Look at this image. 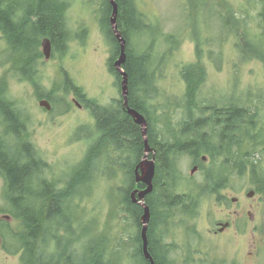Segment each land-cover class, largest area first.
<instances>
[{
    "label": "trees",
    "instance_id": "trees-1",
    "mask_svg": "<svg viewBox=\"0 0 264 264\" xmlns=\"http://www.w3.org/2000/svg\"><path fill=\"white\" fill-rule=\"evenodd\" d=\"M83 1L90 7L95 3L98 5L97 20L111 47L109 69L116 77V86L121 93V76L115 68L121 48L111 25L113 4L111 0ZM139 1L115 0L119 7L117 21L127 40L124 69L129 76V103L147 119L149 143L157 157L154 190L146 198L151 210L149 249L156 264H174L172 248L165 242L170 227L174 222L182 225L196 209V204H192L194 196L187 197L188 203L183 202V196L176 191L174 179L179 173L178 160L189 156L200 163L207 187L204 190L217 200L219 197L223 199V190L233 189L236 181L243 182L247 177L257 188V193L264 194V162L257 156L259 146H263L258 139L264 128H257V119L261 118L257 109L235 103L219 106L203 94L209 75L201 62L182 70L186 91L176 106L185 109L189 116L177 125L172 123L167 114L171 109L170 98L164 96L161 85L165 66L178 47L179 37L147 20ZM71 3V0H0V33L9 46L6 62L12 65L14 77L26 76L39 89L36 77L44 57L42 41L50 38L54 53L64 56L71 43L83 37L82 30L74 32L69 25L67 11ZM188 3L194 11L205 9L201 20L206 13L208 17L212 12L213 19L227 31V37L215 42L229 37L231 21H237L234 15L231 18L224 15L210 0H188ZM187 15L190 23L194 14ZM194 18L199 21L197 16ZM260 18L261 35L251 40L253 45L248 43V48L264 62V13ZM218 58L221 61V54ZM246 59L248 57L243 53L240 62L245 63ZM66 84V90L73 87L75 94L85 98L83 90L68 77ZM158 101L165 102L158 104ZM87 108L94 116L96 131H90L86 136L93 139L87 155L76 167L74 178L66 181L63 188L46 178L50 165L37 158L27 133L23 138L16 127L17 138L22 136L18 146H11L7 151L0 146V173L8 180L7 189L16 191L14 197L8 196L6 200L7 212L22 223L21 231H16L12 240L18 248L16 253L21 254V264H119L129 247L134 249L132 258L135 264H150L143 252L140 233L145 210L131 197L136 187L147 188L143 183L136 186L135 176L146 151L142 129L124 109L122 96L110 105L87 102ZM155 116H158V124H164V133L157 132L153 121ZM104 156H108L115 167L114 174L119 170L126 176L125 186L119 188L120 205L131 215L139 231L130 243L118 239L113 250L110 249V240L99 234L98 222L92 227V222L81 221L78 217L71 220L65 214L77 210L73 205L80 199L77 200V194H74L75 188L79 182H88L90 187L94 165ZM202 156L208 157L209 164L202 162ZM39 187L43 188L40 193ZM225 201L226 198L222 202ZM61 229L67 232L68 240L60 234ZM40 236L42 246H39ZM51 237L56 241L55 249L51 247ZM80 243L83 249L81 258L75 249Z\"/></svg>",
    "mask_w": 264,
    "mask_h": 264
},
{
    "label": "rangeland",
    "instance_id": "rangeland-1",
    "mask_svg": "<svg viewBox=\"0 0 264 264\" xmlns=\"http://www.w3.org/2000/svg\"><path fill=\"white\" fill-rule=\"evenodd\" d=\"M71 1L67 11L69 25L74 32L82 30L83 37L74 40L64 56L53 51L49 61L43 57L36 77L39 89L31 82H20L19 77L13 76L12 65L6 62L9 46L0 33V79L8 80V95L25 118L23 138L27 133L37 158L50 165L46 174L48 181L58 183L62 188L66 186V181L74 178L75 169L87 155L93 139L89 140L86 136L90 131H96L93 128L95 119L87 108V101L110 105L121 98L116 77L109 69L111 47L97 20V3L90 7L83 0ZM139 2L147 20L159 24L166 33H176L179 37L178 47L165 66L161 85L164 96L170 98L171 109L167 114L172 123L177 125L189 116L185 109L176 106L186 91L182 70L201 62L209 75L203 94L219 106L235 103L257 109L261 117L257 119V128L262 130L264 62L248 48V43L253 45L251 40L261 35L260 15L264 13V0H210L224 15L229 18L234 15L237 20L231 21L229 37L222 42L215 41L228 34L219 21L213 19L212 12L208 17L206 13L201 20L205 9L192 10L188 0ZM187 13H193L199 21L193 17L188 23ZM243 53L248 57L245 63L240 62ZM220 54L221 61L218 58ZM67 77L84 92L85 98L78 101L81 107L74 104L73 87L66 90ZM39 92L41 96H51V111L40 106ZM164 102L158 101V104ZM157 119L158 116L153 117L156 130L164 133V124H158ZM11 140L14 146H18L16 135H12ZM258 140L263 146H259L257 156L264 162V130ZM107 158L104 156L94 165L90 187L88 182L77 184L74 194L83 197L76 195L77 200L80 199L73 205L77 210L65 214L71 220L78 217L81 221L92 222V227H96L98 222L99 234L110 240V249L113 250L118 239L123 238L130 243L139 231L131 215L124 212V206L120 205L119 188L125 186L126 176L119 170L114 174L115 167ZM196 165L198 163L189 156L179 159L176 164L179 169L174 179L176 191L183 196V202H187L188 196H194L196 209L182 225L174 222L170 227L171 232L165 242L172 248L171 260L174 264H264V194L257 193V188L247 177L243 182L236 181L233 189L222 191V195L228 198V203L224 204V197L217 200L204 190V187L207 189L205 174L199 168L192 175ZM1 184L0 179V191ZM38 190L42 192L43 188ZM251 190L255 191V195L249 198L247 195ZM235 198L238 201L233 203ZM2 200L0 198V209H7ZM227 222L231 226L220 233L218 225ZM12 226L17 232L22 229L19 220ZM75 249L81 258L82 244ZM133 253L134 249L129 247L119 264H135ZM6 258L1 254L0 263L20 264L18 258Z\"/></svg>",
    "mask_w": 264,
    "mask_h": 264
},
{
    "label": "water",
    "instance_id": "water-1",
    "mask_svg": "<svg viewBox=\"0 0 264 264\" xmlns=\"http://www.w3.org/2000/svg\"><path fill=\"white\" fill-rule=\"evenodd\" d=\"M113 4V17L111 19V25L115 32V35L119 41L121 52L118 60L115 62V68L119 75L121 76V96L124 102V108L129 115H131L136 124H138L143 133V137L145 140L146 145V155L141 161V163L137 166L135 176H136V183H143L147 186L146 189L143 190H134L131 194L132 201L136 204L142 206L145 210V213L142 217V243H143V252L147 260H149L150 264H156L155 260L150 252L149 249V238H148V231H149V224L151 221V210L150 207L146 204V198L150 195L154 190V179L156 176L157 171V164H156V152L151 148L149 143L148 137V121L140 112L136 109L132 108L129 103V76L124 69V65L127 61V40L123 37L122 32L118 26V14H119V7L115 0H111ZM42 52L45 56V59L49 61L52 58L53 54V45L50 38H45L42 41ZM41 107H45L48 111L52 109V105L47 100H43L40 102ZM153 153V159L150 158V154ZM206 159V158H204ZM198 170V167H194L191 171L194 174ZM255 195V191L251 190L248 193V197L252 198ZM236 201V199L234 200ZM222 229L220 230L223 232L229 224H221Z\"/></svg>",
    "mask_w": 264,
    "mask_h": 264
},
{
    "label": "flooded vegetation",
    "instance_id": "flooded-vegetation-1",
    "mask_svg": "<svg viewBox=\"0 0 264 264\" xmlns=\"http://www.w3.org/2000/svg\"><path fill=\"white\" fill-rule=\"evenodd\" d=\"M26 81L32 83V81H30L26 76H23L22 78H20V82H26ZM0 86L2 87V89L0 90V101H1L0 102V146L2 149L4 148L7 151L8 149L10 150L11 146L15 145V144H13L11 138H12V135H16V133H15L16 127H17V130L20 133V135H22L24 137L25 118L23 116L22 111L18 107L15 106L14 101H12L10 96L8 95V80L7 79H0ZM48 96L49 95L41 96V94L39 92L40 102L43 100H47L48 102H50V104L52 105V108H53L51 98H49ZM74 97H75L73 99L74 104H77L78 107H81V105L78 104L80 97L77 94H74ZM81 99H83V98H81ZM10 109H11V111H10ZM22 136H20L19 141L22 138ZM150 158L153 159V153L150 154ZM204 158H206V159H204ZM207 158H208L207 156H204V157L202 156V158H201L202 162L206 163L208 161ZM156 164H157V157H156ZM196 167H198L200 169V163H198V165H196ZM0 179L2 182L1 191H0V198L3 199L2 204L7 207V201L6 200H7L8 196L14 197L16 195L15 194L16 191L10 192L7 189L6 185L8 183V180L1 173H0ZM136 186H138V183ZM138 189H140V188L136 187L134 190H138ZM223 197L226 198L225 203L224 202L223 203L227 204L228 203L227 196L223 195ZM235 199H236V201H234ZM235 199H233V203H236L238 201L237 198H235ZM192 204H193V202H192ZM182 220H184V218ZM187 220H188V218H186V221ZM15 221H16L15 217L13 215L10 216V214L7 212L6 208L0 209V255L1 254L5 255L7 257L6 258L7 260L18 258L19 262H20L21 254L16 253L18 248L14 245V243L12 241V240H14L13 235L16 232L12 226ZM227 223L229 224V227H230L231 224L229 222H227ZM221 224H226V223H220L218 225L219 232L223 233L229 227H227L223 232H221L220 231L222 229ZM53 234H55V232H53ZM60 234L62 236H66V238L68 240V234H67V232H65V230L61 229ZM51 238H52V240H50L51 247H52V249H55L57 246L56 241L54 240L53 237H51ZM38 239H39V246H42L41 245L42 244L41 243L42 237L40 236ZM0 264H4L3 261Z\"/></svg>",
    "mask_w": 264,
    "mask_h": 264
}]
</instances>
